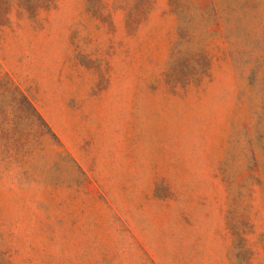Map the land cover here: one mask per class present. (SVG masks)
I'll use <instances>...</instances> for the list:
<instances>
[{
    "label": "rangeland",
    "instance_id": "rangeland-1",
    "mask_svg": "<svg viewBox=\"0 0 264 264\" xmlns=\"http://www.w3.org/2000/svg\"><path fill=\"white\" fill-rule=\"evenodd\" d=\"M0 264H264V0H0Z\"/></svg>",
    "mask_w": 264,
    "mask_h": 264
}]
</instances>
